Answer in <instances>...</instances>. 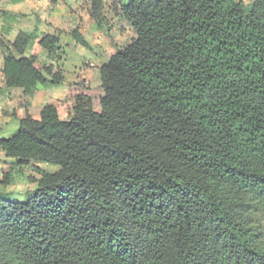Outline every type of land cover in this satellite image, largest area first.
<instances>
[{"label": "trees", "instance_id": "trees-1", "mask_svg": "<svg viewBox=\"0 0 264 264\" xmlns=\"http://www.w3.org/2000/svg\"><path fill=\"white\" fill-rule=\"evenodd\" d=\"M120 10L137 37L100 67L104 94L70 95L65 114L29 111L39 83L64 81L58 35L40 40L46 63L23 31L5 57L23 116L0 149L59 169L26 201L0 195V264H264V0Z\"/></svg>", "mask_w": 264, "mask_h": 264}, {"label": "crops", "instance_id": "crops-1", "mask_svg": "<svg viewBox=\"0 0 264 264\" xmlns=\"http://www.w3.org/2000/svg\"><path fill=\"white\" fill-rule=\"evenodd\" d=\"M129 0H103L101 21L92 18V0H0V139L12 136L20 127L23 109L19 103L24 96L21 87H9L2 74L4 60L13 50V43L20 32L31 35L25 55L37 53L41 61H49L47 51L40 45L45 34H56L60 38L59 54L63 60L67 55L68 46L80 45L73 37V31L79 29L90 45L91 50L80 48L83 56H87L83 65L73 68L62 67L64 81L60 85L48 82L38 84L29 106L30 113L37 117L41 109L55 100H61L67 106L66 99L73 94L85 93L91 96L104 94L101 86L100 67L116 53L107 54L108 46L137 37L136 30L121 13V4ZM125 36V38H124ZM120 45V44H117ZM110 51V49H109ZM96 59L101 61L97 64ZM93 67L96 69L94 70ZM84 71H82V70ZM80 72L86 75L85 85H79ZM98 76V77H97ZM100 78V80H99ZM97 82L95 83V80ZM59 86V87H55ZM99 91L94 93L95 89ZM101 88V89H100ZM103 90V91H100ZM48 163L31 162L27 166L18 164L17 159L8 157L0 149V195L10 197L14 201H26L37 188V179L47 170ZM28 169V170H26Z\"/></svg>", "mask_w": 264, "mask_h": 264}, {"label": "rangeland", "instance_id": "rangeland-1", "mask_svg": "<svg viewBox=\"0 0 264 264\" xmlns=\"http://www.w3.org/2000/svg\"><path fill=\"white\" fill-rule=\"evenodd\" d=\"M239 1H241L242 3H243V5H244V7L245 8H247V9H251L252 7H253V5H254V3L257 1V0H239ZM124 38H125V36H124ZM127 38H125V41H123V42H121L122 40H120V43H119V41H117L116 43L114 42V44H110L109 46H108V51H107V54L109 55V57L111 56V53L112 52H115L116 50H117V48L120 50V49H123V48H125L126 46H127V44H125V43H128L129 41H130V39H128V40H126ZM117 44H120V45H117ZM85 47L84 49H86L87 48V50H91L90 49V47H86V46H84V45H82V44H80L79 46H78V48H76L75 46H68V49H67V55L65 56V58L62 60H58L57 61V63L59 64V65H61V67H64V68H66V69H70V68H73V66L74 65H78V64H80V65H83L84 63H82V62H84L85 61V58H88L87 56H83V53L82 52H80V48H83V47ZM80 47V48H79ZM109 49H110V51H109ZM40 59V58H39ZM41 62H43V63H46L47 61H41ZM95 62H97V64H101L100 62L101 61H99V59H96V61ZM85 65V64H84ZM84 65L82 66V67H84ZM93 69L95 70L96 68L95 67H93ZM80 70H82V69H80ZM98 77V76H97ZM99 80H100V78H99ZM97 82V79L95 80V83ZM52 83V82H51ZM63 83V82H62ZM62 83H60V84H54V83H52V84H54V85H60V86H63L64 84H62ZM39 84H44V83H39ZM55 87H59V86H55ZM98 88H96L95 89V91H93L94 93H98L99 91L97 90ZM101 89V88H100ZM100 91H103V90H100ZM67 110H68V108L66 107V105L64 104L63 105V107H62V113L63 114H65L66 112H67ZM44 163H46V162H44ZM19 164V163H18ZM30 164V163H29ZM29 164H25V165H22V166H27V165H29ZM20 165V164H19ZM48 165H50V167H46L47 168V170H49V171H54V169L55 168H59V166L58 165H56V164H51V163H48ZM26 170H28V169H26Z\"/></svg>", "mask_w": 264, "mask_h": 264}]
</instances>
